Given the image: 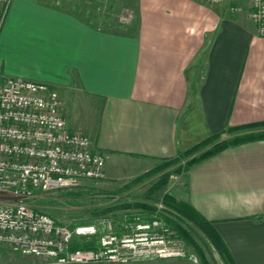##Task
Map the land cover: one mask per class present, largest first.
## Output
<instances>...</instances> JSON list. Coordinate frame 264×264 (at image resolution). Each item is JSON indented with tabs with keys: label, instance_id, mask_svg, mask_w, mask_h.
Returning <instances> with one entry per match:
<instances>
[{
	"label": "crops",
	"instance_id": "obj_1",
	"mask_svg": "<svg viewBox=\"0 0 264 264\" xmlns=\"http://www.w3.org/2000/svg\"><path fill=\"white\" fill-rule=\"evenodd\" d=\"M115 11L132 17L94 15ZM8 77L58 90L70 128L105 155L113 183L227 126L264 122V35L249 0H12L0 12ZM183 179L181 199L212 222L235 264H264V139L227 147ZM0 264L52 263L0 243Z\"/></svg>",
	"mask_w": 264,
	"mask_h": 264
},
{
	"label": "built area",
	"instance_id": "obj_2",
	"mask_svg": "<svg viewBox=\"0 0 264 264\" xmlns=\"http://www.w3.org/2000/svg\"><path fill=\"white\" fill-rule=\"evenodd\" d=\"M202 1L216 4L223 0ZM11 2L0 0L2 16ZM249 2L251 19L264 35V0ZM131 17L128 13L122 19ZM91 143L88 134L70 128L58 90L40 81L0 79V243L52 264L184 257L182 249L165 247L124 257L112 248L114 237L102 238L94 249H72L75 238L93 234L95 226H74L29 204L37 190L73 188L83 180L106 179V157L93 150Z\"/></svg>",
	"mask_w": 264,
	"mask_h": 264
},
{
	"label": "rangeland",
	"instance_id": "obj_3",
	"mask_svg": "<svg viewBox=\"0 0 264 264\" xmlns=\"http://www.w3.org/2000/svg\"><path fill=\"white\" fill-rule=\"evenodd\" d=\"M94 15L100 16L104 20L105 18L109 19L111 24L119 22L122 17L121 13H116V11L112 14ZM62 100L64 99H61V101ZM77 113L80 116L83 115V113L79 111ZM257 129L258 128L255 130ZM248 131L250 130H243V132ZM235 134L224 132L221 139H229ZM185 162L186 161L183 160L181 164L184 165ZM176 169L175 166H171L165 170L170 173L167 183L157 187L154 191H152V187L163 176L162 172L142 177L138 182H136L137 179L135 178L141 176L145 172L136 177L119 180L115 183L111 182L106 177V179L100 181L83 180L79 186L73 188H58L48 191L37 190L36 194L30 198L28 202L32 206L50 212L55 217L66 220L74 226H95V232L88 236L98 234V244L102 238L114 237L116 241H114L115 245L112 248L118 249L124 257L134 256V254L139 256L140 252L138 251H145L147 249H157L160 247L168 249L180 248L185 254L182 259L193 262L194 264H201V258L193 246L188 245L179 237H174L173 231L165 228L159 219H154L151 222H148L147 215L142 212L145 215L139 214V216L141 215V217H144V222H140L137 218L139 216L136 215V220L134 222L129 220V215L134 211L129 210L128 208H116L110 211H105L109 207L114 208L116 205L122 203L132 204L138 200L153 203L157 205L158 209L162 210L165 206L161 201V198L165 193H172L177 198L181 199V189L184 185L183 178L185 171L177 172ZM153 221H157L158 223L153 225ZM145 224H151V227L143 226ZM158 227L162 228L164 233L159 232ZM124 229L127 231L122 232V235L118 236L117 233ZM193 234L211 264H224L217 249L203 232L196 229L193 230ZM134 251H136V253L133 254L132 252ZM174 258L176 257L157 258L152 256L144 258V256H142L139 257V259L124 263L108 262L88 264H128L144 260L154 261Z\"/></svg>",
	"mask_w": 264,
	"mask_h": 264
},
{
	"label": "trees",
	"instance_id": "obj_4",
	"mask_svg": "<svg viewBox=\"0 0 264 264\" xmlns=\"http://www.w3.org/2000/svg\"><path fill=\"white\" fill-rule=\"evenodd\" d=\"M259 126H264V122L246 124L241 126H227L224 132L237 134L229 139H221V136L224 132L211 134L205 140L199 142L193 147L185 151H181L177 157L169 159L167 161H163L162 163L156 165L153 169L135 178L137 179L136 182L141 180L142 177L151 176L153 174L162 172L163 176L152 187V191H154L157 187H160L167 183L170 173L166 172L165 170H167L171 166H175L177 168V172H186L195 163L216 155L227 147L239 145L248 141L264 139V130H255ZM243 130L250 131L243 132ZM183 160L186 161L184 165L181 164ZM161 201L165 206L162 210L158 209L157 205L153 203L138 200L132 204H118L114 208L109 207L105 211H110L116 208H128L129 210L134 211L129 215V220L134 222L136 220V216H139V214H146L148 222H151L154 219H159L165 228L173 231L174 237H179L188 245L193 246V248L198 252L201 258V264H211L207 256L205 255L204 250L198 244L193 234V230H200L213 243L214 247L217 249V252L220 254L224 264H235L228 245L217 232L212 222L201 215L193 207L192 204H190L186 200L177 198L172 193L163 194ZM142 212L145 214H143ZM137 218L140 222H144L143 216L141 217L140 215ZM158 230L159 232L164 233L162 228L158 227ZM126 231L127 230L124 229L123 231L118 232L117 235L121 236L122 232ZM98 237V234L87 237H76L75 241L72 244V249H94L98 245Z\"/></svg>",
	"mask_w": 264,
	"mask_h": 264
}]
</instances>
